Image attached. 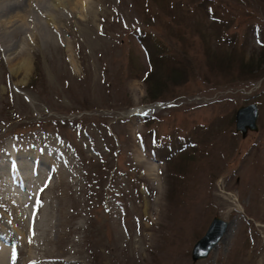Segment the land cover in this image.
Returning a JSON list of instances; mask_svg holds the SVG:
<instances>
[{
    "label": "rangeland",
    "instance_id": "rangeland-1",
    "mask_svg": "<svg viewBox=\"0 0 264 264\" xmlns=\"http://www.w3.org/2000/svg\"><path fill=\"white\" fill-rule=\"evenodd\" d=\"M80 8L0 0L5 264H264V0ZM214 215L227 229L193 261Z\"/></svg>",
    "mask_w": 264,
    "mask_h": 264
},
{
    "label": "water",
    "instance_id": "water-1",
    "mask_svg": "<svg viewBox=\"0 0 264 264\" xmlns=\"http://www.w3.org/2000/svg\"><path fill=\"white\" fill-rule=\"evenodd\" d=\"M258 107L254 102L242 104L235 111L234 128L236 131L244 136L248 130H256ZM227 221L222 219L219 215H214L208 223L203 235L198 238L192 245L191 258L197 260L205 258L208 252L213 249L219 239L223 236L227 229Z\"/></svg>",
    "mask_w": 264,
    "mask_h": 264
},
{
    "label": "bare ground",
    "instance_id": "bare-ground-1",
    "mask_svg": "<svg viewBox=\"0 0 264 264\" xmlns=\"http://www.w3.org/2000/svg\"><path fill=\"white\" fill-rule=\"evenodd\" d=\"M33 1V0H32ZM41 1H43L44 2V6H45V8H46V10H47V14L48 15H51L52 16V14H51V10H53V9H55V6H57L59 3H60V1L61 0H41ZM75 1V0H74ZM80 1V6H81V8H85L86 7V3H87V0H79ZM254 1V0H253ZM10 2H11V0H10ZM37 2H38V0H37ZM113 2V1H112ZM115 2H116V0H115ZM257 2V1H256ZM68 3V2H67ZM38 5V4H37ZM36 5V6H37ZM91 6V5H90ZM100 7V6H99ZM30 8V7H29ZM80 8V9H81ZM43 9V8H42ZM90 9V8H89ZM50 10V11H49ZM57 11V10H56ZM91 11V10H90ZM77 12H79V11H77ZM96 13V12H95ZM99 13V12H98ZM34 15V14H33ZM18 18V13L17 12H14V13H12L11 15H10V19H9V21H8V24H7V26L8 25H11V24H13V21L16 23V25L18 24V25H20V20H18L17 19ZM33 18V17H32ZM93 18H94V16H93ZM49 19L50 20H52L50 17H49ZM95 19V18H94ZM49 20V21H50ZM99 20V19H98ZM102 21V20H101ZM21 22H22V20H21ZM37 24V23H36ZM35 24V25H36ZM13 26H15V25H13ZM9 29V28H8ZM5 32V31H4ZM33 40V39H32ZM30 43V42H29ZM13 56L12 57H10V60H9V65H10V67H11V69H14L15 70V72L16 73H18L17 71H19V67L18 66H16L15 65V61L13 62V60L14 59H16V58H18L17 57V55H16V53H14V54H12ZM19 61V60H18ZM19 63V62H18ZM18 65V64H17ZM21 65V67L23 68V76L24 75H26V71L28 70V65H27V59H25V60H23V62L20 64ZM23 65V66H22ZM140 111H144V109H142V108H139V109H137L135 112L136 113H139ZM31 156V155H30ZM19 157V156H18ZM18 159H20V158H18ZM21 160V159H20ZM23 160V159H22ZM37 160V159H36ZM23 162V161H22ZM6 165V164H5ZM2 167V166H1ZM150 169V168H149ZM153 170V169H152ZM14 171V170H13ZM154 171V170H153ZM11 173V172H10ZM9 173V174H10ZM151 174V173H150ZM153 174V173H152ZM156 176V175H155ZM154 177V176H153ZM151 178V177H150ZM1 179V178H0ZM22 179V181L24 180V178H21ZM155 179V178H154ZM153 180V179H152ZM20 181V180H19ZM19 184H20V182H19ZM21 185H19V187H20ZM215 196H217L216 194H215ZM216 199V198H215ZM110 214V213H109ZM111 215V214H110ZM136 220V219H135ZM116 222V221H115ZM113 224V223H112ZM128 225H129V227L130 226H134V225H132V220H129V223H128ZM12 228H13V230L15 231V233H18L19 235H20V232H19V230L15 227V226H11ZM132 231H134L133 229H132ZM20 238V237H19ZM6 248L4 247V246H1L0 247V264H5V256H4V254H5V252L4 251H6L5 250ZM132 250V249H131ZM18 252V251H17ZM12 259V258H11ZM16 259V258H15ZM10 262V261H9ZM17 262V261H16Z\"/></svg>",
    "mask_w": 264,
    "mask_h": 264
},
{
    "label": "trees",
    "instance_id": "trees-1",
    "mask_svg": "<svg viewBox=\"0 0 264 264\" xmlns=\"http://www.w3.org/2000/svg\"><path fill=\"white\" fill-rule=\"evenodd\" d=\"M261 52H263L264 53V47L262 48V50H261ZM164 55H165V53H163V54H161V55H156V56H158V58L156 59V60H161L163 57H164ZM155 56V57H156ZM163 60V59H162Z\"/></svg>",
    "mask_w": 264,
    "mask_h": 264
}]
</instances>
